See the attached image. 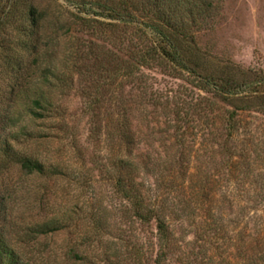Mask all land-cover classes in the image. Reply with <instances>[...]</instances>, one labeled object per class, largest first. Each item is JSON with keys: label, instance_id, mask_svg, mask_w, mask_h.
<instances>
[{"label": "rangeland", "instance_id": "obj_1", "mask_svg": "<svg viewBox=\"0 0 264 264\" xmlns=\"http://www.w3.org/2000/svg\"><path fill=\"white\" fill-rule=\"evenodd\" d=\"M119 1L19 0L0 18V97L22 84L0 107V145L48 172L27 176L13 164L0 172V237L28 264H155V224L134 217L117 190L123 175L161 205L173 234L164 264H248L249 239L264 233V114L239 113L225 147L230 107L191 75L161 57L126 76L133 48L151 43L94 15L98 4ZM195 1L201 9L186 26L208 67L264 77V0ZM15 61L33 65L19 73ZM44 94L49 112L35 119L28 111ZM188 106L182 137L176 121ZM123 129L135 135L134 149L121 144ZM52 220L62 229L37 239L33 231ZM137 251L141 261L127 260Z\"/></svg>", "mask_w": 264, "mask_h": 264}, {"label": "trees", "instance_id": "obj_2", "mask_svg": "<svg viewBox=\"0 0 264 264\" xmlns=\"http://www.w3.org/2000/svg\"><path fill=\"white\" fill-rule=\"evenodd\" d=\"M18 1L0 0V18L5 19L10 16ZM79 7H87V2L82 1ZM96 7L98 11L102 10V13L94 11V15L115 22L111 23L110 26L118 28L121 26H133L135 34H139L151 43V46L146 45V42L133 48V57L128 68L126 67L128 72L126 76L137 73L143 67H149L152 61L162 57L197 80L200 90L230 107L227 114V140L225 144L222 143V146L226 147L229 144V138L239 130V121L237 120L239 113L257 109L264 114V77H251L243 71L232 73L228 71L229 67H217L212 70L205 62L204 56L196 48L192 33L186 26L188 21L190 24L192 23L195 15L201 9V6L195 0H149L145 5L133 10L130 7V0H120L116 5L98 4ZM29 18L31 21L30 26L36 28L39 25V11L36 7H30ZM148 29L151 31V38L147 31ZM24 44L26 45L23 48L26 50L33 49L29 43ZM29 52L31 51L29 50ZM32 65V62L15 61L12 68L19 73L27 72ZM119 70V74L122 75L123 67ZM21 86L22 84L20 85V83L16 82L10 88L11 93L0 97L1 108H4V104H8ZM32 103L34 107L29 109V115L35 119H44L45 113L49 112L48 105L51 104L47 96L45 94L40 95L34 98ZM196 106L197 104L193 105V108H196ZM183 109L185 112H182L176 121V130L182 133V137L186 134V130L189 129L190 111H194L189 106ZM15 120L12 126H16L19 122V119ZM127 134L124 129L121 131V144H125V147L129 149H134L138 145L137 139L134 137L135 135ZM12 164L19 166L21 172L27 176H46L48 174L43 163L28 156L17 157L12 144L5 141L0 145V172L8 169ZM119 166L122 169L126 168L124 161H120ZM126 178L123 175L119 177L117 190L132 206L133 215L137 220L144 224H155L159 244V252L155 259V264H164L167 258V251L173 244V234L165 217L162 215L161 205L158 203L153 204L147 200L148 198L145 196L144 191L139 188V185L137 186L135 178ZM259 200H264V186L261 193L257 194V201L259 202ZM61 229V223L52 220L39 225L33 231V234L39 239L42 236L57 233ZM262 230H256L254 235L251 236L253 238L250 237L251 239H249L247 250L248 264H264V233ZM253 249H258L255 255L251 253ZM73 257L75 260H82L78 252H73ZM140 258V251H137L135 255L132 254L131 257L127 256V260L141 261ZM0 264L28 263L22 260L20 255L3 237H0Z\"/></svg>", "mask_w": 264, "mask_h": 264}]
</instances>
